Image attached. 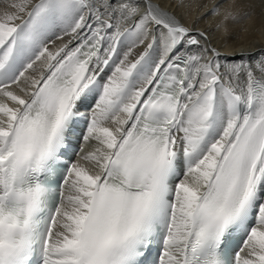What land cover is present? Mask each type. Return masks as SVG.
I'll use <instances>...</instances> for the list:
<instances>
[{
    "label": "snow or ice",
    "instance_id": "1",
    "mask_svg": "<svg viewBox=\"0 0 264 264\" xmlns=\"http://www.w3.org/2000/svg\"><path fill=\"white\" fill-rule=\"evenodd\" d=\"M0 264H264V56L168 0H0Z\"/></svg>",
    "mask_w": 264,
    "mask_h": 264
},
{
    "label": "bare ground",
    "instance_id": "2",
    "mask_svg": "<svg viewBox=\"0 0 264 264\" xmlns=\"http://www.w3.org/2000/svg\"><path fill=\"white\" fill-rule=\"evenodd\" d=\"M168 3L182 22L206 31L223 54H243L245 60L264 56V0H183L182 7H177L180 0ZM214 5L220 6V15L209 14ZM225 11L236 17L227 21V33L216 28Z\"/></svg>",
    "mask_w": 264,
    "mask_h": 264
}]
</instances>
